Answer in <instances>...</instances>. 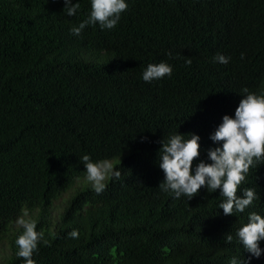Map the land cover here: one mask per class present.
Returning <instances> with one entry per match:
<instances>
[{
    "label": "trees",
    "instance_id": "16d2710c",
    "mask_svg": "<svg viewBox=\"0 0 264 264\" xmlns=\"http://www.w3.org/2000/svg\"><path fill=\"white\" fill-rule=\"evenodd\" d=\"M77 2L70 17L64 0H0V241L26 211L43 233L36 264H264V240L256 258L237 237L250 213L264 218V161L237 192L257 198L231 216L219 189L190 200L162 191L158 164L162 140L195 134L194 175L222 146L210 137L224 115L234 118L242 89L264 96V0H125L114 29L73 35L91 11V0ZM218 54L229 62H213ZM161 62L172 75L143 81ZM84 155L117 160L120 178L100 194L76 187L52 217L87 175ZM22 233L9 237L3 264H25Z\"/></svg>",
    "mask_w": 264,
    "mask_h": 264
},
{
    "label": "clouds",
    "instance_id": "9594fccd",
    "mask_svg": "<svg viewBox=\"0 0 264 264\" xmlns=\"http://www.w3.org/2000/svg\"><path fill=\"white\" fill-rule=\"evenodd\" d=\"M64 12L67 16H75L80 8L77 2L64 0ZM128 9L125 0H91V11L87 19L78 26H73L70 31L73 35H80L86 26L99 25L101 30H112L121 19V14ZM171 55V53H169ZM244 54H241V59ZM230 58L217 55L213 62L227 64ZM186 63L191 65L190 58ZM172 67L165 62L149 64L142 73V79L151 83L165 76L172 75ZM245 96L239 102L235 110L234 118L224 115L222 123L217 127L210 139L222 146L208 150V159L211 163L200 161L195 174H192L194 160L200 156V137L189 134L190 138L185 140L184 135H172L166 142L161 141L159 149L158 164L164 173V180L159 188L174 194V198L186 196L188 200L199 193L201 188H206L209 193L220 190V196L224 198L219 204L225 216L235 213H244L257 198L254 189L245 188L242 195L238 196V188L245 181L250 167L264 161V96L250 93L247 88L242 89ZM86 169V179L90 182L92 189L102 193L106 187V181L118 180L121 172L116 170L114 162L103 159L93 162L89 155L80 158ZM23 228V233L18 236L15 243L18 247L17 256L23 258L25 264H36L33 260L34 252L38 251V244L43 239V233H38L34 221L26 220L23 216L16 221ZM77 238L78 233L73 231L69 234ZM237 237L245 251L259 258L261 255L260 241L264 240V218L252 212L248 216V222L242 226ZM233 237L227 235L225 243H231ZM45 244L48 241H44ZM230 264H238L236 258Z\"/></svg>",
    "mask_w": 264,
    "mask_h": 264
},
{
    "label": "rangeland",
    "instance_id": "374dc122",
    "mask_svg": "<svg viewBox=\"0 0 264 264\" xmlns=\"http://www.w3.org/2000/svg\"><path fill=\"white\" fill-rule=\"evenodd\" d=\"M112 161L114 162V164L117 162V160H112ZM84 185H90V182L87 181L86 176L76 181L75 187L73 186L71 191H69L66 194H63L60 198H58L55 201L53 205V210H52V217H55L56 214L61 210V207L63 206L64 201L68 198L70 192H72V190L75 192L76 187H81ZM34 215H35L34 212L28 213L26 211H23L15 220L12 221V223L9 226V231L6 237L0 241V264H3L5 260L9 257V255L11 254L10 249H9V244H8L9 237L15 234V232L18 231L19 229H23L17 225L16 223L17 219L23 216L26 220L31 221Z\"/></svg>",
    "mask_w": 264,
    "mask_h": 264
}]
</instances>
